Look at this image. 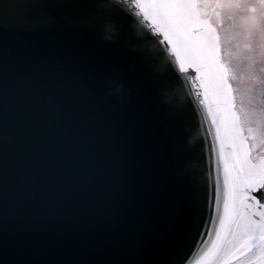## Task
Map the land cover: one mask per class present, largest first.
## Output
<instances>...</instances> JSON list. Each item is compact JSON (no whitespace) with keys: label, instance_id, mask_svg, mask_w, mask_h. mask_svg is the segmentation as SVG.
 I'll list each match as a JSON object with an SVG mask.
<instances>
[{"label":"snow or ice","instance_id":"1","mask_svg":"<svg viewBox=\"0 0 264 264\" xmlns=\"http://www.w3.org/2000/svg\"><path fill=\"white\" fill-rule=\"evenodd\" d=\"M35 7L70 8L76 28L103 34L117 48L124 35L114 31L101 0H0V264H264V106L253 103L257 87L264 95V67H258L264 0H122L118 6L140 17L163 45L172 58H165L169 78H191L216 129L223 177L214 192L218 223L199 255L185 250L184 218L158 227L147 202L137 218L148 227L122 225L126 205L115 197V169L101 162L102 133H89L58 102L55 66L38 55L18 56L4 35L32 30L27 17ZM113 75L117 91L121 79H131L119 67ZM238 80L243 91L234 86ZM190 211H198L195 200Z\"/></svg>","mask_w":264,"mask_h":264},{"label":"water","instance_id":"2","mask_svg":"<svg viewBox=\"0 0 264 264\" xmlns=\"http://www.w3.org/2000/svg\"><path fill=\"white\" fill-rule=\"evenodd\" d=\"M101 2L114 31L124 34L118 48L103 34L76 28L70 8L35 7L27 17L35 25L32 30L9 29L4 35L18 56L38 55L51 62L57 70L58 102L89 133H102L106 151L99 153L101 162L115 169L120 180L115 197L126 205L122 225L148 227V220L137 218L147 202L157 211L158 227L184 218L185 250L191 246L199 255L218 223L214 192L217 176L221 188L223 177L216 129L191 78L183 73L179 79L168 77L165 58H172L141 18L120 11L122 0ZM114 67L131 77L120 80L119 91L112 83ZM193 200L198 208L194 216Z\"/></svg>","mask_w":264,"mask_h":264},{"label":"rangeland","instance_id":"3","mask_svg":"<svg viewBox=\"0 0 264 264\" xmlns=\"http://www.w3.org/2000/svg\"><path fill=\"white\" fill-rule=\"evenodd\" d=\"M262 15H264V11H262ZM258 67H264V65H259ZM246 69H247L246 62L238 65V71L240 73L245 72ZM261 75L264 76V74H261ZM235 85L238 89H241V91H243V89L241 87V82L239 80L235 81ZM238 101H239V96H238ZM245 103L247 104L248 101L245 100ZM253 103H254L255 107H257V108L264 106V95H262V90L260 87H257V89H256L255 100Z\"/></svg>","mask_w":264,"mask_h":264},{"label":"flooded vegetation","instance_id":"4","mask_svg":"<svg viewBox=\"0 0 264 264\" xmlns=\"http://www.w3.org/2000/svg\"><path fill=\"white\" fill-rule=\"evenodd\" d=\"M234 86L236 87L235 82H234Z\"/></svg>","mask_w":264,"mask_h":264}]
</instances>
